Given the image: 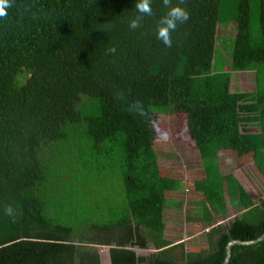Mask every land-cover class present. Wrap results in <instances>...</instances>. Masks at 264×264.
<instances>
[{
    "label": "trees",
    "instance_id": "trees-1",
    "mask_svg": "<svg viewBox=\"0 0 264 264\" xmlns=\"http://www.w3.org/2000/svg\"><path fill=\"white\" fill-rule=\"evenodd\" d=\"M10 3L0 18V264H103L98 247L110 264H223L229 242L264 233V203L238 184L247 213L214 227L207 213V250L166 240V194L178 182L153 146L155 117L180 112L206 171L222 151L238 167L258 164L264 0H184L189 19L171 47L156 36L162 0L137 29L136 0ZM217 24L234 25L229 71L213 68ZM242 72L254 73L255 90L232 93ZM201 184L213 206L220 182ZM227 264H264V240L232 247Z\"/></svg>",
    "mask_w": 264,
    "mask_h": 264
},
{
    "label": "crops",
    "instance_id": "crops-1",
    "mask_svg": "<svg viewBox=\"0 0 264 264\" xmlns=\"http://www.w3.org/2000/svg\"><path fill=\"white\" fill-rule=\"evenodd\" d=\"M219 156L220 152L217 154L215 159L211 160L216 161L217 170L213 173L215 175H203L201 172L200 176L196 177L194 182L191 183L187 180H182L181 176H175L173 173L167 175V178L178 182L177 189L166 194V205L163 209L165 239L172 242L173 245L184 243L185 246H188V242L191 240L188 232H194L195 230H202L204 232L205 230L208 231V229L210 232L211 227L207 226L204 222L207 213L213 220L212 222L215 223L213 227L217 225H224L229 220H232L236 215L247 213L248 209H243V207L240 206V201L238 200V193L241 191L239 185L248 193V201H252L253 206H258L261 203H264V153L262 154V157L259 158L258 164L248 163L240 167H234V165L231 164H229V167H227L226 164L222 166ZM157 162L159 169L162 172H165L159 164L160 161L158 157ZM203 169L205 168L203 167ZM204 172L206 171L204 170ZM221 177L224 179H221ZM217 181L220 182V188L214 191L218 192L221 198H219L218 195H214L213 202H215V204H213V206H209L205 201L203 195V185L201 183H214ZM187 185L192 187L191 189L194 195V199L192 200H190L191 198L187 200L186 191L187 193L190 192ZM185 197L186 199H184ZM188 204H192V207H188V209H186ZM222 212H225V214H222ZM203 232H201L202 235ZM179 234H182V237L177 239L176 237L179 236ZM151 249L153 251L150 253L156 252V249L152 246H150L147 250L149 251ZM147 250H139L137 248L134 249L137 255H143L138 251ZM107 258L109 260L108 254ZM100 263L102 264L101 259Z\"/></svg>",
    "mask_w": 264,
    "mask_h": 264
},
{
    "label": "rangeland",
    "instance_id": "rangeland-1",
    "mask_svg": "<svg viewBox=\"0 0 264 264\" xmlns=\"http://www.w3.org/2000/svg\"><path fill=\"white\" fill-rule=\"evenodd\" d=\"M234 34L235 30L233 24H217L215 26L214 46L217 56L215 57L214 71L222 72L230 70L231 40ZM254 90L255 76L253 72L232 73L230 86V91L232 93L253 92ZM153 126L157 135L153 146L160 161L159 164L165 171L164 175L173 173L175 176H181L182 180H187L191 183L194 182L196 177L200 176L201 172L203 175L208 174L211 176L214 171L217 170L216 161H211L209 163L210 168H207V171L203 169V160H201L198 148L192 140L188 139L186 117L183 113L176 112L155 117ZM219 158L222 166L226 164V166L229 167V164H231L235 167L236 164L239 163L232 151L220 152ZM204 170L206 172H204ZM187 188L190 190L189 193L186 191L187 200L189 198H191L190 200L194 199L192 187L187 185ZM186 197L184 199H186ZM188 207H192V204H188L186 209H188ZM201 232L203 231L195 230L194 232H188L191 240L188 242L189 245H186L187 252L200 249L207 250L206 236L208 233L206 232H209V229L208 231L205 230L203 235ZM181 235L182 234H179V236L175 237L179 239L182 237ZM151 251L153 250L138 252L143 255H148ZM100 254L102 255L103 264H110L107 258V249L102 248L99 252V255Z\"/></svg>",
    "mask_w": 264,
    "mask_h": 264
},
{
    "label": "clouds",
    "instance_id": "clouds-1",
    "mask_svg": "<svg viewBox=\"0 0 264 264\" xmlns=\"http://www.w3.org/2000/svg\"><path fill=\"white\" fill-rule=\"evenodd\" d=\"M162 3L168 11L156 24V36L166 47H171L173 43L172 32L177 29L178 24L188 21L189 13L186 8L180 6L184 3V0H178V3L175 5L172 4V0H162ZM10 7H12L10 0H0V18L7 17L8 13L6 9ZM135 9L138 14L129 20V27L131 29L139 28L144 16H151L153 14L151 0H136ZM4 213L14 218L15 209L12 205H5Z\"/></svg>",
    "mask_w": 264,
    "mask_h": 264
},
{
    "label": "water",
    "instance_id": "water-1",
    "mask_svg": "<svg viewBox=\"0 0 264 264\" xmlns=\"http://www.w3.org/2000/svg\"><path fill=\"white\" fill-rule=\"evenodd\" d=\"M262 240H264V233L259 238L255 239V240H251V241L233 240V241L229 242V244L226 247V256H225V260H224L223 264H227L229 262V259L231 257V248L232 247H234V246H251V245H255V244L261 242ZM102 248H106L107 252L109 253V247H98V252H100Z\"/></svg>",
    "mask_w": 264,
    "mask_h": 264
}]
</instances>
